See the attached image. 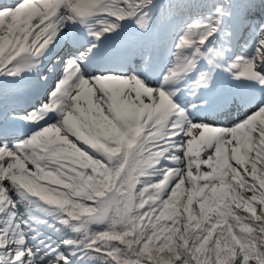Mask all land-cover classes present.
<instances>
[{"label":"snow or ice","instance_id":"snow-or-ice-1","mask_svg":"<svg viewBox=\"0 0 264 264\" xmlns=\"http://www.w3.org/2000/svg\"><path fill=\"white\" fill-rule=\"evenodd\" d=\"M0 264H264V0H0Z\"/></svg>","mask_w":264,"mask_h":264}]
</instances>
